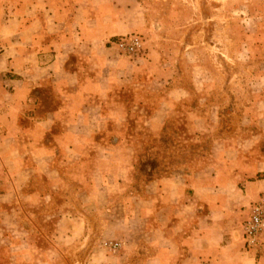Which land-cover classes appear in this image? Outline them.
Listing matches in <instances>:
<instances>
[{
	"label": "crops",
	"instance_id": "obj_1",
	"mask_svg": "<svg viewBox=\"0 0 264 264\" xmlns=\"http://www.w3.org/2000/svg\"><path fill=\"white\" fill-rule=\"evenodd\" d=\"M134 3L0 0V236L19 229L27 253L48 244L59 259L88 226L116 227L122 246L143 223L139 264H264V245L249 249L241 235L264 196V61L259 92L229 112L213 150L174 157L189 146L155 138L203 134L205 95L197 89V109L182 112L194 95L161 51L145 44L131 58L111 46L146 32ZM131 180L145 182L130 191Z\"/></svg>",
	"mask_w": 264,
	"mask_h": 264
},
{
	"label": "rangeland",
	"instance_id": "obj_2",
	"mask_svg": "<svg viewBox=\"0 0 264 264\" xmlns=\"http://www.w3.org/2000/svg\"><path fill=\"white\" fill-rule=\"evenodd\" d=\"M135 1L146 25V32L138 35L146 47L163 53L174 77L183 81L194 95L192 102L182 106V112L191 113L190 108L197 109V89L203 88L205 95V106L199 107L205 113L206 131L203 134L164 131L155 140L177 141L175 145L181 143L183 148L189 146L187 149L174 148V155L170 154L174 157L176 150L199 154L201 144L204 145L203 151L210 153L217 140L215 131L218 127H228L234 122V117L228 116L229 112L241 108L245 95L248 97L259 92L252 79L260 74V64L264 61V0ZM234 96L238 100L235 101ZM216 113L223 115L219 117ZM236 119V125L242 127L244 122ZM166 153L163 151L160 155L166 157ZM162 165H166L163 159L158 163L160 170L165 167ZM198 167L194 166L189 172ZM142 182L145 181L131 180L126 187L130 191L140 190ZM116 214L97 213V219L112 221ZM139 227L138 236H126L124 244L113 252L106 245L119 242V230L112 226L102 234L100 227L88 226L85 234L88 237L62 245L59 259L56 256L51 258L48 244L41 245V250L33 247L27 253L21 231L9 228L6 234L3 233L4 237L0 236V264H139L149 256L145 224L141 223Z\"/></svg>",
	"mask_w": 264,
	"mask_h": 264
},
{
	"label": "built area",
	"instance_id": "obj_3",
	"mask_svg": "<svg viewBox=\"0 0 264 264\" xmlns=\"http://www.w3.org/2000/svg\"><path fill=\"white\" fill-rule=\"evenodd\" d=\"M111 46L115 47L122 55L137 58L141 57L145 50V42L140 35L129 34L118 37L112 41ZM1 74V69H0ZM241 235L244 245L253 250H260L264 245V196L259 197L250 207L248 219L241 226ZM110 251H116L118 243L106 245Z\"/></svg>",
	"mask_w": 264,
	"mask_h": 264
}]
</instances>
